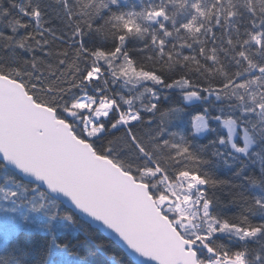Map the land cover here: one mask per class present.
Segmentation results:
<instances>
[{
	"label": "snow or ice",
	"instance_id": "1",
	"mask_svg": "<svg viewBox=\"0 0 264 264\" xmlns=\"http://www.w3.org/2000/svg\"><path fill=\"white\" fill-rule=\"evenodd\" d=\"M89 244L264 264V0H0V264Z\"/></svg>",
	"mask_w": 264,
	"mask_h": 264
},
{
	"label": "trees",
	"instance_id": "2",
	"mask_svg": "<svg viewBox=\"0 0 264 264\" xmlns=\"http://www.w3.org/2000/svg\"><path fill=\"white\" fill-rule=\"evenodd\" d=\"M224 169H220L219 173L220 175H224L225 174ZM62 208L66 211H70L68 208L64 207L62 205ZM78 224L82 227V228H86L88 229V231L93 232L94 233V239H96L97 241H103L104 244L106 245V248L104 249V251L106 252H116V253H120L121 248L116 245L114 242H112L109 238L105 237L102 233H100L97 229L91 227L86 221L82 220L79 216L76 217ZM67 237H72L71 233H65L64 234ZM78 238V237H76ZM83 252L88 253V259L89 261H91V264H109V262L107 260H104L100 254L95 253V249L92 247L91 244L87 245L84 249H82ZM95 253V254H93Z\"/></svg>",
	"mask_w": 264,
	"mask_h": 264
},
{
	"label": "water",
	"instance_id": "3",
	"mask_svg": "<svg viewBox=\"0 0 264 264\" xmlns=\"http://www.w3.org/2000/svg\"><path fill=\"white\" fill-rule=\"evenodd\" d=\"M63 206L69 209V207H68L67 204H63ZM69 210H70V209H69ZM89 225H90V224H89ZM90 226L93 227L92 225H90ZM93 228H94V227H93ZM99 232H100V231H99ZM100 233H102L105 237L109 238L112 242H114L116 245H118V246L120 247V245H119L116 241L112 240V239H111L110 237H108L105 233H103V232H100ZM120 248H121V247H120Z\"/></svg>",
	"mask_w": 264,
	"mask_h": 264
}]
</instances>
